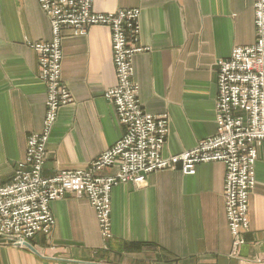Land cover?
I'll return each mask as SVG.
<instances>
[{
	"label": "crops",
	"instance_id": "obj_1",
	"mask_svg": "<svg viewBox=\"0 0 264 264\" xmlns=\"http://www.w3.org/2000/svg\"><path fill=\"white\" fill-rule=\"evenodd\" d=\"M140 8L133 57L138 99L147 112L168 115L161 154L190 149L216 133V66L234 46L253 43V0H94L97 12ZM51 39L37 0H0V177L7 182L24 158L26 137L39 132L46 88L26 41ZM61 78L70 101L60 107L46 144L43 174L84 168L122 135L103 96L115 84L110 34L92 26L83 36L62 31ZM115 167L104 170L105 174ZM224 164L205 162L192 175L158 170L140 186L111 189V237L104 239L88 200L66 193L50 202L49 235L33 250L0 244V264H264V143L257 148L249 229L236 257L223 204Z\"/></svg>",
	"mask_w": 264,
	"mask_h": 264
},
{
	"label": "built area",
	"instance_id": "obj_2",
	"mask_svg": "<svg viewBox=\"0 0 264 264\" xmlns=\"http://www.w3.org/2000/svg\"><path fill=\"white\" fill-rule=\"evenodd\" d=\"M94 0H37L49 20L51 39L26 41L36 53L39 78L45 85V114L39 132L27 136L24 158L17 162L7 182L0 178V241L25 247L36 234L49 235L55 220L51 201L66 193L88 200L104 239L111 237V189L120 183L142 185L148 174L179 170L192 175L205 162L224 164V214L232 236L231 255L238 256L249 227V199L255 186L257 147L264 143V0H254L255 44L235 47L217 65L215 119L217 132L187 150L163 156L168 115L144 110L133 79V56L141 50L137 41L138 8L116 13L93 10ZM136 24V26H135ZM106 25L112 34L115 84L104 91L123 127L121 137L86 167L43 174L46 144L59 108L71 95L62 81V31L83 36L90 26ZM116 171L105 174L104 170Z\"/></svg>",
	"mask_w": 264,
	"mask_h": 264
},
{
	"label": "rangeland",
	"instance_id": "obj_3",
	"mask_svg": "<svg viewBox=\"0 0 264 264\" xmlns=\"http://www.w3.org/2000/svg\"><path fill=\"white\" fill-rule=\"evenodd\" d=\"M94 2V1H93ZM254 4H255V2H254V0H253V15H254V30H255V38H254V41H253V43H251V44H249V45H252V44H255V42H256V39H257V28H256V23H255V19H256V16H255V6H254ZM39 6V5H38ZM132 8H137V7H132ZM120 9H124V8H120ZM120 9H117V10H115V11H113L114 13H116V11H118V10H120ZM139 9V14H138V17H137V24H138V33H137V41H138V43L137 44H139L140 45V42H139V35H140V24H139V16H140V8H138ZM93 10H94V8H93ZM95 11V10H94ZM97 12V11H96ZM112 12V13H113ZM100 13H110V12H100ZM45 15V14H44ZM47 18V17H46ZM47 20H48V18H47ZM48 22H49V20H48ZM93 26H104V27H106V28H108V30H109V34H110V43H112V34H111V31H110V29H109V27L108 26H106V25H93ZM135 26H136V24H135ZM90 27H92V26H90ZM89 27V28H90ZM39 41H43V40H39ZM27 44V43H26ZM249 45H245V46H249ZM140 47H141V50L140 51H138V52H141V51H143L145 48L144 47H142L141 45H140ZM235 47H237V46H234L233 48H232V50L235 48ZM232 50H231V52H232ZM112 52V51H111ZM138 52H136L135 54H137ZM231 52H230V54H231ZM135 54H134V56H135ZM230 54H229V56H230ZM37 56V55H36ZM133 56V57H134ZM228 56V57H229ZM228 57H226V58H228ZM226 58H221V59H219V60H223V59H226ZM219 60H217L216 61V63H215V66H216V95H217V65H218V62H219ZM38 61V60H37ZM112 64H113V62H112ZM113 68H114V66H113ZM39 71V70H38ZM114 73H115V71H114ZM38 77H39V73H38ZM41 80V79H40ZM216 95H215V102H216ZM103 96H104V94H103ZM63 106V105H62ZM214 108H215V103H214ZM60 109V108H59ZM44 114H45V112H44ZM215 121H216V119H215ZM168 128H169V120H168ZM216 132H217V123H216ZM204 139V138H203ZM26 140H27V137H26ZM202 140V139H201ZM197 144V143H196ZM263 144V143H262ZM194 147V146H193ZM258 148V147H257ZM1 178V177H0ZM223 204H224V202H223ZM248 229H249V227H248ZM0 244H5V243H2L1 241H0ZM27 244V243H26ZM7 245H11V244H7ZM13 246V245H12ZM16 247H19V246H16ZM25 247H27L26 245H25ZM24 247V248H25Z\"/></svg>",
	"mask_w": 264,
	"mask_h": 264
},
{
	"label": "water",
	"instance_id": "obj_4",
	"mask_svg": "<svg viewBox=\"0 0 264 264\" xmlns=\"http://www.w3.org/2000/svg\"><path fill=\"white\" fill-rule=\"evenodd\" d=\"M26 246H27L29 249L33 250L31 244L27 243Z\"/></svg>",
	"mask_w": 264,
	"mask_h": 264
}]
</instances>
